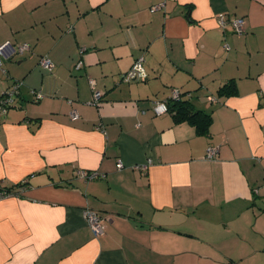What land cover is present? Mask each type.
Instances as JSON below:
<instances>
[{
	"label": "crops",
	"instance_id": "0c3cea01",
	"mask_svg": "<svg viewBox=\"0 0 264 264\" xmlns=\"http://www.w3.org/2000/svg\"><path fill=\"white\" fill-rule=\"evenodd\" d=\"M163 2L0 0V44L29 47L0 66V93L19 85L0 112V264H264V0ZM139 56L146 78L123 79ZM174 87L207 135L154 111Z\"/></svg>",
	"mask_w": 264,
	"mask_h": 264
},
{
	"label": "built area",
	"instance_id": "2783aa9c",
	"mask_svg": "<svg viewBox=\"0 0 264 264\" xmlns=\"http://www.w3.org/2000/svg\"><path fill=\"white\" fill-rule=\"evenodd\" d=\"M233 29L235 33L240 34L244 31V21L242 18H233L230 19ZM218 23L223 26L227 22L223 18L222 15L218 18ZM29 49L28 45L22 44L15 46L11 42L6 41L2 44H0V66L2 64L1 59H9L13 54L15 53H21L25 50ZM143 61L144 57L139 56L136 58L135 62L132 64L129 71L126 73L125 78L126 79H137V78H143L146 77V73L143 67ZM40 65L46 69L52 68V62L47 57H42L40 59ZM80 65V62L77 66ZM18 84H13L12 89H6L5 91L0 93V112H5L10 106H12L14 97L18 94ZM180 90L178 88H173L171 90V96L172 98H176L179 96ZM37 96H40L39 94ZM95 96H99V92H96ZM153 109L156 113H165L167 112V102L166 100L163 101H156L154 102ZM73 119L77 117L75 113L71 114ZM218 154V148L215 146H208L206 148V158L207 159H214ZM121 163H117V167H120ZM146 165L142 164V168H145ZM263 192H264V183L262 185ZM8 194V192L0 190V199L2 197H5ZM84 215L87 219V223L92 228L95 235H100L104 232V225L101 222L100 216L91 210H85Z\"/></svg>",
	"mask_w": 264,
	"mask_h": 264
},
{
	"label": "trees",
	"instance_id": "16d2710c",
	"mask_svg": "<svg viewBox=\"0 0 264 264\" xmlns=\"http://www.w3.org/2000/svg\"><path fill=\"white\" fill-rule=\"evenodd\" d=\"M165 1L166 0H164L163 3H165ZM79 62H80V65L78 67H81L82 66L81 65L82 60H78V62L76 64L78 65ZM126 73L123 74V76H122L123 79H126L124 76V75H126ZM144 78L145 77L137 78L135 80H142ZM127 80L133 81L134 79H127ZM235 89L236 88H235V85L233 84V81L228 80L222 86H220L219 92L224 93V94H233V93H235ZM189 98L190 97L187 96L186 93L182 94L181 91L179 93V96L176 98H172V96L170 94V96L166 99L167 112L172 113L174 118L177 120H184V121H187L188 123H190L195 128L196 134L207 135L208 131H209V126L211 123V114L208 112L202 111V110H195V109H193V107H190L191 102H190ZM156 101H161V100H155V101H153V103ZM26 183H27V180L21 181L20 183H17V184L19 186H24ZM0 190L10 192V188H7V187L0 186Z\"/></svg>",
	"mask_w": 264,
	"mask_h": 264
},
{
	"label": "rangeland",
	"instance_id": "374dc122",
	"mask_svg": "<svg viewBox=\"0 0 264 264\" xmlns=\"http://www.w3.org/2000/svg\"><path fill=\"white\" fill-rule=\"evenodd\" d=\"M3 68H4V66H3ZM5 68H6V67H5ZM4 76H5V75H4ZM13 84H15V83H13ZM13 84L10 85V86L8 87L9 90L12 89Z\"/></svg>",
	"mask_w": 264,
	"mask_h": 264
},
{
	"label": "water",
	"instance_id": "95a60500",
	"mask_svg": "<svg viewBox=\"0 0 264 264\" xmlns=\"http://www.w3.org/2000/svg\"><path fill=\"white\" fill-rule=\"evenodd\" d=\"M145 78H146V77H145ZM145 78H144V79H145ZM144 79H142V80H144ZM134 80H135V79H134Z\"/></svg>",
	"mask_w": 264,
	"mask_h": 264
}]
</instances>
